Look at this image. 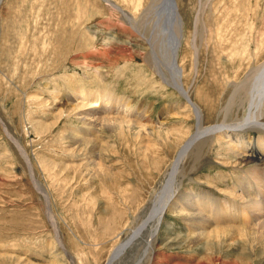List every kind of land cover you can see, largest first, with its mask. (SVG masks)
Instances as JSON below:
<instances>
[{
	"label": "rangeland",
	"instance_id": "374dc122",
	"mask_svg": "<svg viewBox=\"0 0 264 264\" xmlns=\"http://www.w3.org/2000/svg\"><path fill=\"white\" fill-rule=\"evenodd\" d=\"M180 1L184 90L202 127L235 124L249 113L236 90L264 63V0ZM152 3L0 0V264H109L197 135L196 112L152 63ZM197 141L176 180L181 213L113 264H264V164L227 137ZM190 205L222 214L206 227Z\"/></svg>",
	"mask_w": 264,
	"mask_h": 264
},
{
	"label": "bare ground",
	"instance_id": "6f19581e",
	"mask_svg": "<svg viewBox=\"0 0 264 264\" xmlns=\"http://www.w3.org/2000/svg\"><path fill=\"white\" fill-rule=\"evenodd\" d=\"M233 1L240 2V0H233ZM244 1L245 0H242V2ZM180 2L182 5H184L185 3V7H186V4H188L187 3L188 0H181ZM174 3H175V0H174ZM172 4L173 3L171 2V0H153V3L150 9H148V11L151 12L150 16L153 17L152 18L153 20H152L151 36H149L150 38L147 39V42L151 48V60L153 61L152 63H154V68L157 69L158 75L167 85L175 88L183 97H185L189 101V104L192 107V109H194V111L196 112L198 116V132L194 138L187 141L186 144L181 148L176 161L172 165V170L168 176L167 184L163 187V190L161 191L158 197V200L156 199L154 201L153 207L148 213L149 215L147 216L143 225L141 226L139 225L135 230L132 231L130 237L125 243L119 245L116 249H114L113 255L111 259L109 260V264H113L118 258H120L124 254V252L130 246H132L135 243V241L139 240L146 233L149 234L148 245H150L152 238L155 236L156 232L163 224L165 217L162 220L161 219L162 215L166 216L167 213L172 208H175L176 210H178L179 211L177 212L178 214L181 213L180 210L183 209V205L180 204V206H178L176 205L178 204L177 202L172 203V201L177 195V190H178L176 187V180H177L178 172H180L181 164L183 163L184 159L188 155L193 145H195L197 140L199 141L201 138L208 137V136H214V135H220V136L227 137L228 139H230L231 142H235L241 145L245 153H247L246 155L252 158L254 162H256V164H261V165L264 164V138L261 137L255 141V140H251V138L244 135L246 133L248 134V132L250 131L264 132V122H262V117H264L263 116L264 63L259 68H257L254 72L252 71L248 75L247 79L243 82V84L236 90L237 92L236 96H238V91H239V95L240 96L242 95L241 96L242 99L240 98L241 102L243 104L248 102L246 103L248 104V107H249L248 116L244 118L243 120H240L239 122H236L235 124H232L230 126L229 125L228 126L217 125V126L209 127V128L202 127V123H201L202 121H201V117L199 116L200 115L199 110L194 103L190 102L188 92L184 90L183 83L181 81L182 72L178 67L177 57L179 54V48H180L181 38H182L181 36L182 24H181L180 17L178 16L176 4H173V6ZM171 6L174 8L172 9ZM187 11H186L187 17H189V11L188 12ZM109 120L110 118L109 119L108 118H103V119L90 118L88 121H90L89 123H95V125H98L99 123H102V122L109 123L110 122ZM240 135L242 136L239 137ZM10 139L16 144L17 147H19L18 149L20 150V153L25 159L27 165L30 167V170H31L30 173L34 180L35 178L32 173L31 161L27 157L22 147L18 144V142L13 140L11 136H10ZM88 143H89V140H88ZM249 153L251 156L248 155ZM242 157H243V153H242ZM97 166L99 167L101 165L98 164ZM35 186L39 189L38 183L35 184ZM41 193L47 198L45 194L46 192L44 190H42ZM247 193H248V196L250 197H252L251 194L257 195L258 197L261 194L257 186H252L251 189H249ZM253 202H255V205L258 204L259 208L261 204H263V202L259 201L257 197H255V199L252 200V204ZM263 206L264 205H262V207ZM212 207L209 208V206H207V208L210 210L212 209ZM223 209L225 210L226 208L224 207ZM233 209L225 210L226 213L228 211L229 213L226 215V218L224 219H227L228 221H230V223L237 221V218H235L236 216L234 217L232 213ZM201 211L205 212L206 208L204 210L202 208L198 210V208L194 207L193 205H190L187 215L188 217L192 218L193 221L195 220L203 221L206 227L213 226L214 223L217 222L216 221L217 218H220L219 214H222V213H219L218 211L216 212L217 214V217H216L214 213H211V215L215 217V219H212V218H206V216ZM261 215H262L261 213H257L255 215L256 216L255 221L258 223L259 226L263 227L264 229V216H261ZM53 216L54 214L52 216L49 215V219L51 223L55 224V220H54L55 217ZM53 226L56 227L55 225ZM229 228H231V226H229ZM56 234H57V241H58L59 234L58 232ZM61 248L64 249L63 247ZM60 260L61 259H59L57 263H60Z\"/></svg>",
	"mask_w": 264,
	"mask_h": 264
},
{
	"label": "water",
	"instance_id": "95a60500",
	"mask_svg": "<svg viewBox=\"0 0 264 264\" xmlns=\"http://www.w3.org/2000/svg\"><path fill=\"white\" fill-rule=\"evenodd\" d=\"M171 2H172L173 4H175V3H174V0H173V1L171 0ZM173 4H172V6H173ZM172 6H171V7H172ZM173 8H174V7H172V9H173ZM59 242H60V241H59ZM66 255H68V254H66Z\"/></svg>",
	"mask_w": 264,
	"mask_h": 264
}]
</instances>
